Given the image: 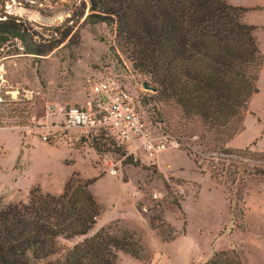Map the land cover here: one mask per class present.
Returning <instances> with one entry per match:
<instances>
[{
	"label": "rangeland",
	"instance_id": "rangeland-1",
	"mask_svg": "<svg viewBox=\"0 0 264 264\" xmlns=\"http://www.w3.org/2000/svg\"><path fill=\"white\" fill-rule=\"evenodd\" d=\"M225 1L247 8L242 21L254 27L263 55L242 130L224 143L229 149L248 148L253 159L248 169L259 171L256 175L233 186L209 176L210 158L200 144L199 125L187 124L195 129L194 136L183 134L177 110L158 103L154 91L141 87L142 82L150 85L148 78L118 49L112 28L85 23L87 1L1 0V12L24 20L36 31V41L60 43L38 58L0 53V201L23 202L31 190L56 195L68 179L97 178L88 189L102 200L104 219L113 212L126 218L133 213L148 223V232L119 218L102 225L135 228L141 236L145 260L117 252L116 264H198L219 250H233L241 264H264V0ZM102 77L115 79L139 102L144 99L135 105L141 118L154 131L177 137L181 145L151 155L132 154L125 163L109 139L91 132L69 131L41 140L43 130L34 126L45 105H77L87 96L89 82ZM22 90L32 91L31 97H23ZM211 159L215 164L216 158ZM117 160L113 177L105 162ZM138 203L152 210L141 213ZM97 219L86 237L94 233ZM82 238L59 242L70 247Z\"/></svg>",
	"mask_w": 264,
	"mask_h": 264
},
{
	"label": "trees",
	"instance_id": "trees-1",
	"mask_svg": "<svg viewBox=\"0 0 264 264\" xmlns=\"http://www.w3.org/2000/svg\"><path fill=\"white\" fill-rule=\"evenodd\" d=\"M87 2L85 23L112 28L116 46L133 69L147 76L155 100L177 110L183 134L194 136L195 129L187 124L199 125L200 144L210 158L209 176L233 186L256 175L259 171L248 169L253 161L248 148L224 147L242 130V116L256 91L263 59L254 27L242 21L247 8L225 0ZM36 35L24 20L0 9V53L38 58L60 43L49 38L41 43ZM184 151L188 156L192 153ZM211 158H216L215 164ZM124 162L130 163L131 156H125ZM94 180L68 179L56 195L31 190L23 202L0 201V264H116L117 252L144 261V246L135 228L106 225L85 236L99 214L88 189ZM79 236L84 237L70 247L59 242ZM198 264L241 261L233 250H219Z\"/></svg>",
	"mask_w": 264,
	"mask_h": 264
},
{
	"label": "built area",
	"instance_id": "built-area-1",
	"mask_svg": "<svg viewBox=\"0 0 264 264\" xmlns=\"http://www.w3.org/2000/svg\"><path fill=\"white\" fill-rule=\"evenodd\" d=\"M21 95L29 98L32 91L22 90ZM140 102L145 103L144 99ZM140 102L115 79L102 77L89 82L87 96L77 105L47 103L42 119L34 127L43 130L40 134L43 141L49 136H57L58 133L79 130L91 132L103 140L109 139L112 148L115 146V150H123L122 156L136 153L151 155L181 145L177 137L168 138L167 134L154 131L151 125L141 118L135 107ZM118 163L119 160L105 162L110 176L117 175ZM155 199L156 194L152 193V203ZM138 206L141 213L152 210L143 203H138Z\"/></svg>",
	"mask_w": 264,
	"mask_h": 264
},
{
	"label": "crops",
	"instance_id": "crops-1",
	"mask_svg": "<svg viewBox=\"0 0 264 264\" xmlns=\"http://www.w3.org/2000/svg\"><path fill=\"white\" fill-rule=\"evenodd\" d=\"M91 194H92V196L94 198V201L96 202V204L99 207L98 219H97V223L95 225L96 227H95V229H93L92 233L95 232L102 225H104V224L108 223L110 220L116 219V218H119V219L123 220L124 222H127L128 225L131 226V227H136V228L139 227L142 231H146V232L149 231V229H148V223H147L146 219L139 218L138 215L133 214V213H132V217L131 218H126V217H123V216H119L117 214H114V212H113V213L109 214L106 219H104L103 218V202H102V200L99 199L98 196L94 195L92 193V191H91ZM109 204L110 205H114L112 202H110ZM101 219H102V221H101Z\"/></svg>",
	"mask_w": 264,
	"mask_h": 264
},
{
	"label": "water",
	"instance_id": "water-1",
	"mask_svg": "<svg viewBox=\"0 0 264 264\" xmlns=\"http://www.w3.org/2000/svg\"><path fill=\"white\" fill-rule=\"evenodd\" d=\"M141 87H142L144 90L154 91L153 86L148 85L146 82H142V83H141Z\"/></svg>",
	"mask_w": 264,
	"mask_h": 264
}]
</instances>
